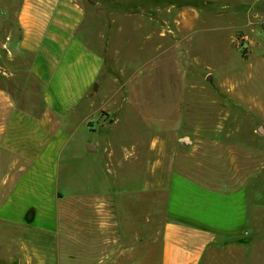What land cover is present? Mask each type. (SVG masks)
Here are the masks:
<instances>
[{"label": "crops", "instance_id": "0c3cea01", "mask_svg": "<svg viewBox=\"0 0 264 264\" xmlns=\"http://www.w3.org/2000/svg\"><path fill=\"white\" fill-rule=\"evenodd\" d=\"M69 3L0 0V264L260 263L259 248L232 242L254 235L257 218L253 212L249 221L242 179L213 186L177 169L174 156L168 164L164 152L145 169L134 151L125 160L134 158L136 187L95 180L93 170L91 191L66 177L59 186L73 149L70 122L102 68L98 54L70 37ZM86 148L90 155L100 149ZM103 152L105 166L116 165V149ZM252 156L260 170L259 147ZM150 192L166 202L149 237Z\"/></svg>", "mask_w": 264, "mask_h": 264}, {"label": "rangeland", "instance_id": "374dc122", "mask_svg": "<svg viewBox=\"0 0 264 264\" xmlns=\"http://www.w3.org/2000/svg\"><path fill=\"white\" fill-rule=\"evenodd\" d=\"M69 2L70 37L98 54L102 68L70 122L73 149L59 186L66 177L65 184L91 191L93 170L95 180L105 175L117 188L136 187L142 178L130 170L134 158L125 160L134 151L144 155L145 169L164 152L168 164L174 156L177 169L213 186L242 179L249 221L253 212L259 219L254 235L232 242L259 248L257 264H264V0ZM89 144L99 152L90 155ZM105 147L116 149V165L105 166ZM147 197L150 237L166 196Z\"/></svg>", "mask_w": 264, "mask_h": 264}]
</instances>
